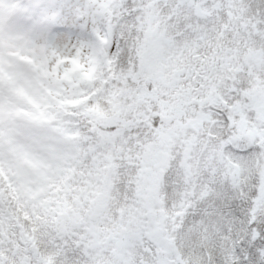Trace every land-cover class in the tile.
<instances>
[{"label":"snow or ice","instance_id":"1","mask_svg":"<svg viewBox=\"0 0 264 264\" xmlns=\"http://www.w3.org/2000/svg\"><path fill=\"white\" fill-rule=\"evenodd\" d=\"M0 264H264V0H0Z\"/></svg>","mask_w":264,"mask_h":264},{"label":"rangeland","instance_id":"2","mask_svg":"<svg viewBox=\"0 0 264 264\" xmlns=\"http://www.w3.org/2000/svg\"><path fill=\"white\" fill-rule=\"evenodd\" d=\"M75 2V0H74ZM78 33L70 31L64 35L65 42L71 41L73 44L76 43ZM234 57L229 54V46L222 45L221 49H218L216 53L212 56L209 62V68L211 69V76L208 78L209 82L204 84L200 89H187L184 92V105L187 109V116L184 123H190L195 126L197 129H201L203 124L204 117L201 113V106L203 105H212L215 104L220 99V90L227 86V82L235 74L236 65L233 63ZM91 69V68H90ZM85 72L84 66L79 62V60L72 61L71 73L65 76V79L69 82L73 79V94H76V84L81 88L83 83V73ZM75 74H78L77 78H73ZM69 89V88H68ZM83 89V88H82ZM67 90V89H65ZM70 90V89H69ZM85 90V89H84ZM167 92L168 89L165 87L162 89ZM89 96L85 99H80L78 103L85 102ZM144 103L145 107L148 104V98L145 97L141 101ZM166 119L171 121L177 120V112L175 107H166L162 109ZM97 116L103 119V115L100 112L96 113ZM119 115V114H117ZM116 117H110L109 119H115ZM180 130V126L177 125V128L174 131ZM202 130V129H201ZM29 166L32 168L39 167L38 162L31 161ZM4 175H7L5 172ZM17 195L23 200L26 196L31 195L28 192V186L24 185L21 188L17 189Z\"/></svg>","mask_w":264,"mask_h":264},{"label":"trees","instance_id":"3","mask_svg":"<svg viewBox=\"0 0 264 264\" xmlns=\"http://www.w3.org/2000/svg\"><path fill=\"white\" fill-rule=\"evenodd\" d=\"M97 78V70L95 67L91 68V69H85V72L83 73V78L82 81L83 83L86 82H91L93 80H95ZM69 89L67 90H62V91H66L68 93L67 95V102L69 103H78L80 101V99H85L87 98L89 95H86L85 92L86 90L80 88L77 84H76V94H73V79L71 82H69ZM73 97H76L75 99H73ZM5 174V173H4ZM5 177H7V175H5Z\"/></svg>","mask_w":264,"mask_h":264}]
</instances>
